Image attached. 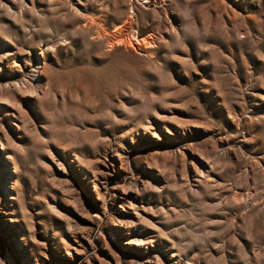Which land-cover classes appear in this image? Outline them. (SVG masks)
I'll return each instance as SVG.
<instances>
[{"label":"rangeland","instance_id":"374dc122","mask_svg":"<svg viewBox=\"0 0 264 264\" xmlns=\"http://www.w3.org/2000/svg\"><path fill=\"white\" fill-rule=\"evenodd\" d=\"M0 264H264V0H0Z\"/></svg>","mask_w":264,"mask_h":264},{"label":"built area","instance_id":"2783aa9c","mask_svg":"<svg viewBox=\"0 0 264 264\" xmlns=\"http://www.w3.org/2000/svg\"><path fill=\"white\" fill-rule=\"evenodd\" d=\"M138 2H140L141 4H144V3H148L150 0H137Z\"/></svg>","mask_w":264,"mask_h":264},{"label":"bare ground","instance_id":"6f19581e","mask_svg":"<svg viewBox=\"0 0 264 264\" xmlns=\"http://www.w3.org/2000/svg\"><path fill=\"white\" fill-rule=\"evenodd\" d=\"M6 157H9L8 155H6Z\"/></svg>","mask_w":264,"mask_h":264}]
</instances>
